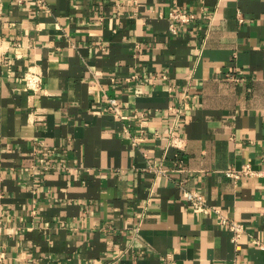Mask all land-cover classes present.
Wrapping results in <instances>:
<instances>
[{"label":"crops","instance_id":"1","mask_svg":"<svg viewBox=\"0 0 264 264\" xmlns=\"http://www.w3.org/2000/svg\"><path fill=\"white\" fill-rule=\"evenodd\" d=\"M42 1L0 0V264H264V0Z\"/></svg>","mask_w":264,"mask_h":264},{"label":"built area","instance_id":"2","mask_svg":"<svg viewBox=\"0 0 264 264\" xmlns=\"http://www.w3.org/2000/svg\"><path fill=\"white\" fill-rule=\"evenodd\" d=\"M39 4H43L42 0ZM169 16L171 19H173V23L170 25V29L173 33L177 32V25L178 24H188L191 23L195 18V14L189 12V11H184L182 9H172L169 12ZM240 21L242 20L241 18L239 19ZM8 47L7 46H0V63L2 64H7L8 63ZM225 78L233 80L238 82L241 80V76L235 75L233 73L227 72L224 75ZM24 79H25V88L30 91L32 94H37L38 92H41L44 87H43V74L42 72L34 67L31 66L29 67L25 74H24ZM118 101L115 97H109L108 98V103H107V108L108 110L113 113L115 116L124 118L120 115L118 111ZM171 110L173 113L172 117V131L169 135L168 142H167V147H175L182 149L185 147V139L178 134L175 133V129L177 125L180 123V121L183 120V112L181 107L176 106V105H171ZM36 119L38 121H41L43 118L38 114L36 116ZM263 167L259 170L254 169L251 164L245 163L243 164L240 168H234L230 167L224 170L225 176L228 178H231L234 180V182L240 181L242 178L247 177V176H261L264 177V147H263V154L261 158ZM152 170L164 173L165 170L160 168V167H154V166H149ZM184 197L186 199V202L189 204L190 208L194 212L198 213H203V214H208L210 212L217 214L219 217V222L222 224H226L229 228V230L232 232V242L237 248L239 243L242 240V237L245 233V226L242 222L229 218L221 213V210L218 206L210 204L205 196L198 192L197 190H186L184 191ZM263 228H264V213H263ZM254 242H257V240H254ZM225 264H238L235 261L232 262H227Z\"/></svg>","mask_w":264,"mask_h":264}]
</instances>
